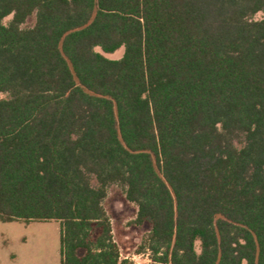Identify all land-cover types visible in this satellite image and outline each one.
<instances>
[{
	"label": "trees",
	"instance_id": "1",
	"mask_svg": "<svg viewBox=\"0 0 264 264\" xmlns=\"http://www.w3.org/2000/svg\"><path fill=\"white\" fill-rule=\"evenodd\" d=\"M259 14L264 0H0L1 220L60 222L62 264H128L104 207L120 186L150 264H264Z\"/></svg>",
	"mask_w": 264,
	"mask_h": 264
},
{
	"label": "rangeland",
	"instance_id": "2",
	"mask_svg": "<svg viewBox=\"0 0 264 264\" xmlns=\"http://www.w3.org/2000/svg\"><path fill=\"white\" fill-rule=\"evenodd\" d=\"M264 14H259L255 20H262ZM13 17L5 19L4 24L8 25ZM36 18L32 17L23 29L33 28ZM97 52L103 53L101 49ZM124 49L116 54L105 55L110 59H121ZM9 98L8 94H0V100ZM238 148L243 147V139L236 141ZM97 185L96 181L93 182ZM104 207L111 219L115 222L116 236L123 247L124 257L128 264H150L149 252L138 254L137 250L144 239V236L151 231L149 225L141 228L133 226L137 218L138 208L126 199L124 189L120 186H112L109 189L108 197L104 202ZM131 228L130 230H127ZM123 230V231H122ZM60 231L56 221L48 222H4L0 218V261L25 263L33 260L39 264L57 263L60 264ZM199 251V244L197 246Z\"/></svg>",
	"mask_w": 264,
	"mask_h": 264
},
{
	"label": "crops",
	"instance_id": "3",
	"mask_svg": "<svg viewBox=\"0 0 264 264\" xmlns=\"http://www.w3.org/2000/svg\"><path fill=\"white\" fill-rule=\"evenodd\" d=\"M58 223V226H59V231H60V243H61V230H62V226H61V223L60 222H57ZM112 226H113V222H112ZM131 228H128L127 230H130ZM123 231V230H122ZM113 235H114V240L115 242L117 243V245L119 246L120 248V251H121V259L122 261L123 260H127V258L124 257L125 253H123V247L120 245L118 239H117V236H116V230H115V222H114V226H113ZM85 252L84 251H80V254L83 255ZM60 255H61V246H60ZM0 264H39L37 261H34L33 260H30V261H27L25 263H22V262H19V263H15V262H7L6 260H2L0 261ZM46 264H54V263H46ZM57 264V263H55ZM60 264H62V255H61V258H60Z\"/></svg>",
	"mask_w": 264,
	"mask_h": 264
}]
</instances>
